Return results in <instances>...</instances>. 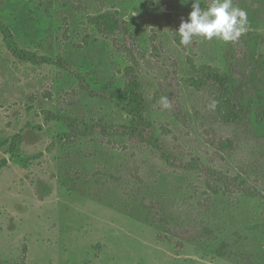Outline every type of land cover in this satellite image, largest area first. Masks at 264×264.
Instances as JSON below:
<instances>
[{"label":"rangeland","instance_id":"374dc122","mask_svg":"<svg viewBox=\"0 0 264 264\" xmlns=\"http://www.w3.org/2000/svg\"><path fill=\"white\" fill-rule=\"evenodd\" d=\"M196 2L206 8L210 0ZM192 3L0 0V22L9 28L21 51L19 56L12 54L0 32V161L7 162L0 170V264H264V190L259 198L214 197L211 220L219 230L217 244L183 242L180 247L158 241L156 235L162 230L146 223L139 205L122 199L126 188L134 186L113 185L109 176L121 163L130 162L140 167L142 178L150 177L145 182L159 173L165 177L166 191L182 188L185 195L194 188L206 191L201 175L175 173L149 150L97 129L65 150L82 165L77 189L59 184V148L53 143L65 128L55 120L47 122L45 113L87 125H125V82L137 74L155 135L168 139L174 135L187 153L202 154L203 134L173 122L157 81L172 73L184 88L186 97L180 99L185 106L192 94L199 100L210 97V83L196 78L190 64L220 74H228V66L231 71L234 68L248 98L261 88L247 86L255 58H264L262 3L232 0L234 7L246 11L249 22L247 32L236 41L194 37L188 46L179 45L166 14L177 23V31ZM102 14H114L123 23L122 30L106 37L93 21ZM228 50L235 60H224ZM185 78H195L193 88L185 85ZM254 130L257 135L264 131V116L254 118ZM15 136L21 143L13 153L10 143ZM221 245L236 256L217 257L215 251Z\"/></svg>","mask_w":264,"mask_h":264},{"label":"trees","instance_id":"16d2710c","mask_svg":"<svg viewBox=\"0 0 264 264\" xmlns=\"http://www.w3.org/2000/svg\"><path fill=\"white\" fill-rule=\"evenodd\" d=\"M257 1L261 2L264 8V0ZM166 17V23L172 28L176 42L181 45L180 37L175 33L177 23L171 15L166 14ZM93 21L95 27H98L106 37L115 36L124 26L114 14H102ZM0 32L10 52L19 56L21 51L9 28L2 22ZM232 52L231 50L226 52L225 61L235 60ZM253 63V75L247 87L249 90L261 88L256 89L249 98L247 90L235 77L234 68L231 71L229 66L228 74H220L216 69L205 66L197 68L190 64L191 72L196 74V78L210 83V97L199 100V97L191 93L193 98L189 94L191 99L187 106L180 99L182 96L186 97L184 88H180L175 78L173 80L172 73L157 81L158 92L165 98L168 105L165 109L173 122L184 130L203 134L202 154L187 153L174 135L170 139L165 135L160 137L155 135L153 124L146 115L141 79L137 74H132L125 82L123 111L128 116L125 125L106 126L99 123L87 125L79 119L45 113L47 122L55 120L65 128L53 143V146L59 148V184L75 191L78 181L83 176L81 162L73 153L65 152L67 148L72 149L75 141L92 136L97 129L107 137L118 135L127 145L149 150L171 171L195 172L204 180L206 191L200 192L194 188L186 193L188 195H183L185 190L182 188L177 192L166 191L165 177L162 174L151 176V181L145 182V179L150 177L142 178L139 173L140 167L130 162L121 163L116 173L109 176V181L111 180L113 185L124 183L127 186L129 184L134 186L131 189L126 188L127 192L122 195V199L126 198L129 200L125 199L127 203L139 205L146 213V223L162 230V233L156 235L157 240L180 247L183 242L210 247L217 244L219 230L211 220L213 198L219 195L232 197L242 194L259 198L261 190H264V131L257 135L254 130V118L264 116V58L258 55ZM194 79L185 78L183 82L188 88H193ZM20 143L19 136L11 139L10 148L13 153L18 151ZM232 163L234 167H231ZM6 165V160H1L0 170ZM90 177L96 179L95 175ZM92 196L96 195L92 193ZM188 196L190 198L187 199ZM174 198L179 199L178 202ZM215 252L219 258L232 259L236 256L228 251L227 245H221ZM247 264L252 263L248 261Z\"/></svg>","mask_w":264,"mask_h":264},{"label":"clouds","instance_id":"9594fccd","mask_svg":"<svg viewBox=\"0 0 264 264\" xmlns=\"http://www.w3.org/2000/svg\"><path fill=\"white\" fill-rule=\"evenodd\" d=\"M248 23L246 11L234 7L232 0H210L206 8H201L193 0L187 20H181L175 33L179 35L180 44L183 46L192 43L194 37L206 41L215 38L228 43L236 41L246 33Z\"/></svg>","mask_w":264,"mask_h":264}]
</instances>
